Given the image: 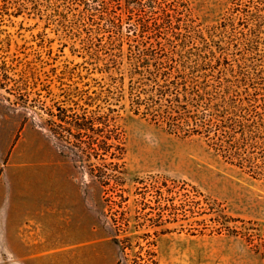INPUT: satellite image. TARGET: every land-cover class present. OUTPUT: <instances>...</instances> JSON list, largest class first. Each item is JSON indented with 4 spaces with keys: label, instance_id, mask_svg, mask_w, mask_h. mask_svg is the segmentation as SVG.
<instances>
[{
    "label": "rangeland",
    "instance_id": "374dc122",
    "mask_svg": "<svg viewBox=\"0 0 264 264\" xmlns=\"http://www.w3.org/2000/svg\"><path fill=\"white\" fill-rule=\"evenodd\" d=\"M152 260L264 264V0H0V264Z\"/></svg>",
    "mask_w": 264,
    "mask_h": 264
},
{
    "label": "trees",
    "instance_id": "16d2710c",
    "mask_svg": "<svg viewBox=\"0 0 264 264\" xmlns=\"http://www.w3.org/2000/svg\"><path fill=\"white\" fill-rule=\"evenodd\" d=\"M135 5H137L138 7H140V2L136 1ZM157 91V95L149 97L151 98V103L153 105L147 104V106L145 107V114H149L151 120L153 121H161L164 122L165 124H167V127L169 128V130H173L174 132H179L181 130H184L185 132H189L190 129L184 127L186 125H189L190 122H193L195 124V127H193V131L194 132H198L200 133L201 131H199L200 129L196 128V126H200L201 130H203V132L205 133V136H209L210 135V129L209 127L212 125H208V121L204 118V117H197L196 115H194L191 111L187 110L186 108V103H187V95L185 93V95L182 96V98H184V100L181 103L180 101V96H178V94L174 93L175 95L173 97H168V91H170L169 87L164 86V85H160L159 87H157L156 89ZM162 98H164V105L162 108L159 109H155L154 104H156L159 100H161ZM138 100V99H137ZM135 101V105L137 106V108H139L140 106V102L139 101ZM181 109H183V111H180ZM218 111V110H217ZM218 117H222V118H218L217 117H213L215 120H218L219 122L225 120L224 117L222 115H218ZM244 118V117H243ZM246 119V118H245ZM210 120V119H208ZM207 122V123H206ZM74 124L77 128L79 129H89L92 131L97 130V128H94V119L93 118H89V119H84L83 121H74ZM100 130V128L98 129ZM77 134V139L80 136V132L76 133ZM187 134V133H184ZM214 135L217 133L214 131L213 133ZM215 135V136H216ZM106 139L103 140L100 145L98 143V145L100 146V148H102L103 151H105V154H108L110 160L107 161L103 167H99L97 168V176L98 177H105L107 179V184L110 182V180H113L114 183L116 185L119 184V179H120V174L121 170L119 168V164L117 161H114V158H119L118 155L112 151L110 152V148L112 146L116 147V149L118 148L117 145H114L113 143H109L107 140L108 139H112L114 137H112V135L110 133H108L107 135H105ZM80 140V139H79ZM102 146V147H101ZM93 148V147H91ZM119 149H121V147H119ZM96 169V168H94ZM93 169V170H94ZM95 172V171H94ZM121 198L122 195H120ZM124 200V198H123ZM122 200V201H123ZM122 215H124V212H122ZM115 220V219H114ZM116 224V222H115ZM125 224H127L125 222ZM153 262V264L155 263V261H150ZM150 262H146L145 264H151Z\"/></svg>",
    "mask_w": 264,
    "mask_h": 264
}]
</instances>
